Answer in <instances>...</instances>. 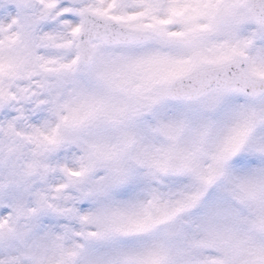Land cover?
Returning a JSON list of instances; mask_svg holds the SVG:
<instances>
[{"label": "snow or ice", "instance_id": "obj_1", "mask_svg": "<svg viewBox=\"0 0 264 264\" xmlns=\"http://www.w3.org/2000/svg\"><path fill=\"white\" fill-rule=\"evenodd\" d=\"M0 264H264V0H0Z\"/></svg>", "mask_w": 264, "mask_h": 264}]
</instances>
